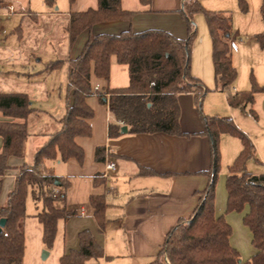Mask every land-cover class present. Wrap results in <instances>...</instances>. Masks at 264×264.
<instances>
[{
    "label": "crops",
    "instance_id": "1",
    "mask_svg": "<svg viewBox=\"0 0 264 264\" xmlns=\"http://www.w3.org/2000/svg\"><path fill=\"white\" fill-rule=\"evenodd\" d=\"M121 1L124 9L135 12L131 19L96 23L82 31L71 44L67 27L72 13L98 8V0H76L74 4L69 0H56L55 6H49L45 0L34 3L28 0L27 6L0 0L1 5L13 7V12L9 13L7 6H4L2 11L8 14L1 15L4 17L0 18V93H26L35 109L27 118L30 135L25 155L9 158L8 163L12 169L4 176L0 205L6 203L14 187L17 168L25 163L32 164L37 150L60 130L61 119L67 110L68 61L81 54L91 35L157 28L178 38L187 37L188 26L180 12L185 0H151L149 4L141 0ZM199 1L207 9L226 12L230 11L233 4V0H224L219 6H213L210 0ZM259 5L261 15L260 2ZM246 18L248 20L249 17ZM194 20L198 35L192 47L191 73L208 89L203 110L209 115L232 118L248 134L255 145L256 158L248 161L247 168L254 174H262L264 93L256 95L252 106L256 116L249 111L251 106L246 111L230 106L227 93L218 87L212 38L206 18L204 14L197 13ZM261 20L263 25L250 24L242 33L236 29V20L233 18L230 42L236 45V49L231 48V52L238 70V77L231 88L233 92L250 88L244 75L245 70L250 67L256 70L259 83L264 84V48L255 38L264 30L262 15ZM58 60L64 61L62 66L48 69L50 63ZM90 82L94 94L86 101L94 112L87 119L92 132L89 136L79 135L75 138L76 143L84 150V160L72 157L63 161L59 157L45 161V166L63 181L56 185L62 190V196L55 205L77 211V215L67 220L61 219L65 223L77 217L90 218L87 227L80 228V231L89 229L103 246L105 256L101 258V264H150L156 259L169 230L191 216L198 203L197 193L208 184L206 171L211 165V147L209 138L203 133L204 123L197 108V98L194 93L178 96L181 107L180 125L186 133L184 135L165 132L133 134L128 130L111 137L109 104L98 93L128 86V66L120 64L116 56H112L110 77L105 79L95 74L92 63ZM248 116H252L258 124L247 119ZM261 119L262 124L259 123ZM0 120L12 119L6 118L0 111ZM256 133H259L257 137L254 135ZM2 148L3 138L0 136V152ZM99 148L103 149L101 154L104 160L96 157ZM241 150L239 138L222 134L221 154L224 167L227 165L229 168ZM107 159L116 161L118 168L108 171L106 176ZM5 182L8 183V195L2 196ZM93 194H104L106 197V225L102 230L90 204ZM34 202L37 205L41 201ZM226 204L227 192L220 194V197L217 194L216 214L225 215L232 225L230 242L239 251L242 261H246L256 251L252 244V232L243 223L248 207L239 213V220L244 224L242 232L250 243V248L245 250L240 238L235 236L236 216L234 217V212L226 213ZM82 208L85 209V214L81 213ZM26 218L23 223L24 232Z\"/></svg>",
    "mask_w": 264,
    "mask_h": 264
},
{
    "label": "trees",
    "instance_id": "2",
    "mask_svg": "<svg viewBox=\"0 0 264 264\" xmlns=\"http://www.w3.org/2000/svg\"><path fill=\"white\" fill-rule=\"evenodd\" d=\"M74 4L76 0H69ZM149 4L151 0H141ZM55 6L56 0H45ZM98 8L73 12L67 27L70 43L79 34L94 24L104 21L133 17L134 11L122 7L121 0H98ZM242 12H248L247 0H238ZM188 26L186 38H178L163 29H146L140 32L125 30L118 34L91 35L81 54L68 61L67 110L61 119V128L37 150L32 164L18 167L13 189L7 201L0 205V220L7 219L0 232V264H22L26 248L23 223L27 216L26 202L29 192L35 201H41L42 210L37 218L43 226L44 243L51 247L58 231V222L77 215L76 210L58 208V200L52 186L62 184L45 166L47 159L67 161L74 157L84 160V150L75 138L89 136L91 127L87 119L94 112L86 99L94 94L91 87V66L98 77L109 79L112 56L120 64L128 66L130 83L126 87L111 88L98 93L109 104L111 123L109 135L122 134V127L128 126L129 133L165 132L184 135L180 125L181 107L178 96L194 93L197 108L204 123L203 133L209 138L211 165L206 171L208 184L199 191L197 206L191 216L173 226L166 235L156 259L150 264H264V173L254 174L247 168L250 159L256 158V148L250 137L230 117L206 114L203 110L204 97L208 89L191 73L193 43L198 35L194 20L197 13L204 14L213 44V61L218 87L227 93L232 108L249 111L256 95L264 93V84H259L251 74L252 87L249 90L232 91L238 77L230 49L233 18L229 12L207 9L199 0H185L180 10ZM264 22V0L261 3ZM264 48V30L255 36ZM64 61L50 63L48 69L62 66ZM154 82V84H152ZM109 94V97L106 94ZM0 111L6 118L0 120V136L3 148L0 152V194L4 176L12 169L8 161L11 156L23 157L30 135L27 118L35 111L26 93H0ZM230 134L241 140L242 150L229 166L225 187L227 192L226 213L243 212V223L252 232L255 253L242 261L239 251L231 244L232 225L225 215L216 214V195L219 174L222 167L221 136ZM103 149L96 157L104 160ZM100 230L106 225V197L93 194L90 197ZM80 247L71 249L59 258L60 264H101L105 256L103 246L89 229L79 232ZM108 259V257H107Z\"/></svg>",
    "mask_w": 264,
    "mask_h": 264
},
{
    "label": "rangeland",
    "instance_id": "3",
    "mask_svg": "<svg viewBox=\"0 0 264 264\" xmlns=\"http://www.w3.org/2000/svg\"><path fill=\"white\" fill-rule=\"evenodd\" d=\"M11 2H14L15 4H23L27 6L28 0H8ZM37 0H32V2H36ZM249 5V11L247 15L243 14L242 10L240 9L238 0H233L232 7L229 8V13L232 14L233 18L236 20V29L241 30L243 33V30L247 28L250 24L253 26L255 24H262L261 15H260V5L261 0H247ZM211 4L213 6H219L224 0H210ZM6 4V3H5ZM231 6V3H228ZM7 5V4H6ZM0 4V13L4 12V14H8L5 11H2L4 6ZM4 16L0 15V18ZM246 17H249L248 20ZM2 22L0 20V28L2 27ZM263 25V24H262ZM230 43V49H231V42ZM248 59V58H246ZM251 74L254 75L256 81H258V77L256 75V70L253 67L247 68L245 70V77L247 78L248 82L250 83V88H246L243 90H249L252 87L251 83ZM260 84V83H259ZM223 116L224 115H218ZM246 117V116H245ZM247 119L250 121H253V123H257V121L252 117L248 116ZM262 119L259 122L262 124ZM243 130V129H242ZM261 133V132H260ZM256 137L259 135V133L254 134ZM223 167H221V171L219 174V181L217 185V194L220 197V194L226 193V187H225V181H226V174L228 173L229 169L227 168V165L224 167V164H222ZM221 184V187L219 185ZM7 186L8 183L5 182V190L2 194V196H7ZM218 198V197H217ZM59 199V197L57 198ZM220 199V198H219ZM43 204L40 202L37 205L35 204L33 197L31 194L27 197L26 202V212H27V218L25 221V234H26V248H25V254L23 259V264H59V258L64 253H67L72 248H79L80 247V241H79V232L80 228L87 227L86 224L90 222V218H75L74 220L70 222H64L63 220H59L58 222V231L56 234L55 241L51 247H48L43 240V226L39 222L37 218V213L42 210ZM239 213L242 212H234L233 215L235 217L234 220H236V223H234L235 227V236L240 238L241 243L243 244L245 250L250 248V243L247 241L245 234L242 232L243 223L239 220L240 216ZM240 225V226H239ZM85 226V227H84ZM83 230V229H82ZM249 243V244H248ZM48 252V257L43 258L44 252Z\"/></svg>",
    "mask_w": 264,
    "mask_h": 264
},
{
    "label": "built area",
    "instance_id": "4",
    "mask_svg": "<svg viewBox=\"0 0 264 264\" xmlns=\"http://www.w3.org/2000/svg\"><path fill=\"white\" fill-rule=\"evenodd\" d=\"M6 6L8 8L9 13H12L13 12V7L10 6V5H6ZM0 15H4V13H0ZM231 48L236 49V45H235L234 42L231 43ZM152 84H154V82ZM106 95L109 97L108 93ZM105 162H106V171H105V175L106 176L108 174V171L115 170V169L118 168V164H117L116 161L107 159ZM52 192H53V194H54V196L56 198L62 196V190L60 189L59 186L54 185L52 187ZM81 213L85 214V209L84 208L81 209Z\"/></svg>",
    "mask_w": 264,
    "mask_h": 264
},
{
    "label": "water",
    "instance_id": "5",
    "mask_svg": "<svg viewBox=\"0 0 264 264\" xmlns=\"http://www.w3.org/2000/svg\"><path fill=\"white\" fill-rule=\"evenodd\" d=\"M122 131H123V132H127V131H128V126H127V125H124V126L122 127ZM6 223H7V219H6V218H2V219L0 220V232L2 231V229H3V227L6 225ZM47 257H48V252L45 251L44 254H43V258L45 259V258H47Z\"/></svg>",
    "mask_w": 264,
    "mask_h": 264
}]
</instances>
